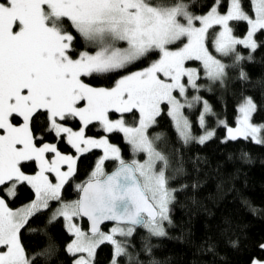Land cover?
Listing matches in <instances>:
<instances>
[{"label": "snow or ice", "instance_id": "obj_1", "mask_svg": "<svg viewBox=\"0 0 264 264\" xmlns=\"http://www.w3.org/2000/svg\"><path fill=\"white\" fill-rule=\"evenodd\" d=\"M244 2L227 0L226 12L222 13L225 0H212L205 14L193 15L183 0L172 4L161 0H0V190L13 198L17 187L26 183L35 196L16 210L0 197V264H34L44 255H28L21 243V230L48 209L51 201L60 204L48 223L63 217L66 230L75 237L65 249L79 254L73 264H95L97 248L105 242L113 246L111 264H118L119 258L129 253L128 241L116 237L130 238L138 226L151 236L166 235L164 222L171 224L174 193L188 186L169 187V160L156 144L162 137H150L149 129L156 125L162 105H166L184 143L196 139L204 144L214 135L207 131L193 137L191 124L182 112L201 100L196 95L189 101L187 89L199 92L203 87L198 83L199 70L186 67V62L199 61L204 77L221 83L230 68L242 61L254 62V53L264 46V41L255 38L264 32V0H249L248 10ZM233 21L247 23L243 38L234 35ZM214 26L220 30L211 47L221 57L232 58L231 64L209 50V32ZM80 40L89 50L78 51ZM238 46L248 54L243 55ZM157 54L147 67L121 76L110 88L92 87L83 80L127 69ZM238 78L247 81L248 73L241 68ZM176 91L184 103L173 94ZM256 107L251 97H245L235 128L219 121L227 128L226 140L250 138L264 145V124L251 123ZM203 108L201 127L206 114L211 113L206 100ZM113 113L120 117L111 119ZM125 114H138V122L129 125ZM13 116L22 118V123H13ZM69 119L80 122L78 131L66 126ZM93 122H98L105 133H122L132 152L144 153L147 158L143 162L125 161L120 148L106 137L86 136L85 128ZM37 133L66 137L76 156L62 154L55 143H40L43 136ZM97 148L103 149V155L89 178L75 185L79 199L63 202L62 189L76 173L77 160ZM108 160L117 162L110 174L104 169ZM32 162L38 170L34 175L26 174L23 169ZM65 165L66 171L62 170ZM48 174H54L55 183ZM74 217H87L90 231L86 233L74 224ZM105 221L115 222L108 233L100 230ZM233 246H238L237 242ZM260 247L264 249V245ZM251 264H264V260L254 258Z\"/></svg>", "mask_w": 264, "mask_h": 264}, {"label": "trees", "instance_id": "obj_2", "mask_svg": "<svg viewBox=\"0 0 264 264\" xmlns=\"http://www.w3.org/2000/svg\"><path fill=\"white\" fill-rule=\"evenodd\" d=\"M183 2L189 5L188 10L194 15L204 14L212 6V0ZM226 6L227 0L220 11H224ZM244 8H250L249 0H245ZM230 24L237 35H242L247 28L246 22L233 21ZM215 30L214 26L209 32V47ZM256 39L258 42L264 41V32L257 34ZM82 49L89 50L80 40L78 51ZM238 51L245 56L248 54L243 46H238ZM157 56L142 58L115 73L94 74L83 77V80L92 87L111 86L120 76L148 65ZM223 59L226 64L232 63L230 57ZM192 62L197 64V61ZM241 68L248 73L247 81L238 78ZM202 93L212 108V114L208 116L209 124L214 125L213 117L216 116L226 124H234L238 103L244 97H251L257 106L252 121L264 124V46L254 53V62L242 61L239 66L230 68L222 83L216 82ZM12 119L15 124L21 122L20 117L13 116ZM194 120L195 117L191 115L192 131L195 128ZM130 121H135V116L132 115ZM66 123L72 127L81 125L78 120L72 119ZM224 128L221 124L215 126L214 135L204 144L194 140L184 143L178 138L171 118L165 110L161 111L149 134L162 137L156 144L169 160L166 169V175L171 178L169 187H188L174 193L175 199L169 213L171 224L164 222L166 235L151 236L146 229L138 226L133 236L127 238V251L132 259H129V255L122 256L118 264H250L254 258H264V249L260 247L264 242V145H257L250 138L226 140L222 137ZM85 132L95 135L104 133L97 128V122L87 126ZM37 135L43 136L40 143L52 142L62 152H74L65 138H57L54 133ZM107 135L111 141L119 144L124 156L131 155L130 146L121 133ZM144 155L139 153L141 158ZM99 156L100 150L97 148L79 157L76 173L62 189L63 202L77 200L79 191L75 185L89 178ZM115 165V161H106L105 171ZM36 169L32 162L26 164L23 170L34 172ZM16 191L17 195L9 198L0 190L9 207H18L34 197L33 190L26 183L19 185ZM58 203L51 201L48 209L31 218L21 230V243L28 255L44 253L34 260V264H73V255L65 250L72 235L66 230L63 217L48 223ZM77 219L86 229V221L81 217ZM233 242H237L238 246L234 247ZM112 255V245L108 242L101 244L95 254V264H111Z\"/></svg>", "mask_w": 264, "mask_h": 264}, {"label": "rangeland", "instance_id": "obj_3", "mask_svg": "<svg viewBox=\"0 0 264 264\" xmlns=\"http://www.w3.org/2000/svg\"><path fill=\"white\" fill-rule=\"evenodd\" d=\"M161 2L166 3V4H172V3L177 2V0H175L174 2H172V1H170V0H168V1L161 0ZM226 9H227V6H226ZM226 9H225L224 11H221V12H222V13L226 12ZM204 14H205V13H204ZM193 15H194V14H193ZM200 15H203V14H200ZM250 15H253V18H254V14H253V13L250 12ZM182 22H183V19H182ZM194 23H195V25H196L197 27L200 26V25H199V21H194ZM230 26L232 27L231 24H230ZM215 27H216V30H215L214 34L211 36V41H212L214 35H215L217 32H219V30H220L219 26H215ZM247 30H248V26H247L245 32H244L242 35H237V34H235V33H234V35H235L237 38H243V37L246 35ZM255 38H256V37H255ZM185 42H186V40H185ZM120 46H125V45H120ZM177 46H182V45H180V43L177 42ZM85 50H86V49H82V50H80V51H85ZM209 50H210L211 52H213V54L216 55L217 58L222 59V61L224 62L223 57H221L219 54L215 53L211 46L209 47ZM157 58H158V56H157L155 59H157ZM155 59H153V60H155ZM153 60H152V61H153ZM152 61H151V62H152ZM151 62H150V63H151ZM150 63H149V64H150ZM149 64H148V65H149ZM148 65H146V66H144V67H142V68H140V69H137V70H135V71L141 70V69L147 67ZM186 67L197 68V69L199 70V72H200V77H201V78L198 80V83H199L200 85H203V87L200 88L199 92H197L196 90L191 89L190 87L187 89V99H188L189 101H191L192 97H193V96H196V95H199V96L201 97V100L198 101V102H195V103L193 104V107H191V108L185 107L184 109H182L183 114L188 118L189 122H191V115H193V116L195 117V120H194L195 128H194L193 131H192V129H191V134H192L193 137L198 138V137L204 135L207 131H213V132L215 133V126L220 125L219 121H222L223 119H222L221 117H218V116L213 117L214 125L209 124V123H208V116H210V115L212 114V108H211V113H210V114H206V116H205V125H204L203 127H201V125H200V123H199V117H200L201 112H203V110H204V108H203V101L206 100V101L208 102L209 106H210V103H209L208 99L203 95L202 91H203V90H209L210 87L212 86V84H214V83H216V82H220V81H210V80H208L206 77H204V75H203V70H202V67L200 66V62H199V61H197V64L193 63L192 61L186 62ZM131 72H134V71H131ZM128 73H129V72H128ZM128 73H126V74H124V75H127ZM122 76H123V75H122ZM120 77H121V76H120ZM120 77H119V78H120ZM119 78H118V79H119ZM183 79H184V82L186 83V82H187V78L185 77V78H183ZM114 84H115V82H114L111 86H107V87H105V88H110V87L114 86ZM173 94L177 97V99H179V100L181 101V103H184V97H181V96L179 95V92H178V91L174 92ZM244 98H245V97H244ZM244 98H243V99H244ZM243 99L238 103V106H237V116H236V121H237V118H238L239 115H240V114H239V111H238V108H239L240 104L243 102ZM210 107H211V106H210ZM162 110H165V112L168 113V108H167L166 105H162ZM119 117H120V114H119V113H113V114H111V116H110V118L113 119V120H114V119H117V118H119ZM131 118H132V115H131V114H125V115H124V119L127 121V123H128L129 125H133V126H134L135 123L138 122V114L135 116V121H130ZM170 118H171V117H170ZM171 120H172V119H171ZM236 121H235L234 124H231V125L227 124V126H228V127L235 128V127L237 126ZM20 123H22V118H21V122H20ZM172 123H173V121H172ZM251 123H253V124H255V125H259V123H256V122L252 121V118H251ZM190 124H191V123H190ZM66 126L71 127L74 131H78L79 128H80L82 125H80V126H78V127H72L71 125H69L68 123H66ZM97 128H100L101 130H103L102 127H101V125H100L98 122H97ZM103 132H104V131H103ZM107 134H108V133H105V132H104V133H102V134H100V135H95V134H87V133L85 132V135H86V136H89V137H92V138H95V139H100V138H102V137H106V138L109 140V143H111V144H113V145L119 147L118 144H117L116 142L110 140V138L108 137ZM121 134H122V133H121ZM149 135H150V137H154V136H155V134H149ZM122 136H123V134H122ZM226 136H227V128L225 127V128H224V131H223V135H222V137L225 139ZM123 139H124V137H123ZM65 140H66V137H65ZM124 140H125V139H124ZM193 140H194V141H197L196 139H193ZM43 143H52V142H43ZM129 146H130V145H129ZM98 149H99V148H98ZM73 150H74V149H73ZM99 150H100V156L97 158V160L103 155V149H99ZM59 151H60V150H59ZM130 151H131V155H130V156H124V155L122 154V152H121V155H122L123 159L128 160V161H131V160H133V159H137V160H140L141 162H143V160L147 158L146 154L144 155L145 157H142V158H141V157L139 156V153H133V152H132V149H131V146H130ZM61 153H62V154L73 155L74 157L76 156L75 150H74V152H62V151H61ZM143 154H144V153H143ZM49 159H51V155H49ZM97 160H96V162H97ZM116 163H117V162H116ZM95 164H96V163H95ZM94 168H95V165H94L93 169H94ZM93 169L91 170V172L93 171ZM104 169H105V168H104ZM37 170H38V169H36V171H37ZM62 170L66 171V170H67V166H66V165H65V166H62ZM36 171H34V172H26V171H25V173H26V174H29V175H34ZM91 172H90V174H91ZM48 175H49V179H50L53 183H55L56 181H55V176H54V174H48ZM0 197H3V198H4V196L1 195V193H0ZM34 198H35V196H34L30 201H28V202H26V203H24V204H22V205H20V206H18V207H13V208L10 207V208H12L13 210H16V209H18V208H21L22 206H24V205L30 203ZM4 199H5V198H4ZM59 204H60V202H59V203L53 208V210H52L53 212L59 207ZM77 218H78V217H74L72 222H73L74 224H76L77 226H79L83 231H85L86 233H88L86 229L82 228V226L80 225V221H79ZM63 220H64V219H63ZM64 224H65V221H64ZM65 226H66V225H65ZM114 226H115V223H109L104 229L102 228V229H100V230H101L102 232H104V233H108V232L110 231V229L113 228ZM71 235H72V234H71ZM74 238H75V237L72 235V238H71V240L68 242V244H69ZM116 239H118V240H127V238H125V237H120V236H117ZM262 245H264V242H263ZM112 249H113V246H112ZM72 255H73V254H72ZM78 255H79V254L73 255V261H74V259L78 258ZM85 255H86V254H85ZM112 256H113V255H112ZM260 260H264V258H263V259H260ZM250 264H251V263H250Z\"/></svg>", "mask_w": 264, "mask_h": 264}, {"label": "water", "instance_id": "obj_4", "mask_svg": "<svg viewBox=\"0 0 264 264\" xmlns=\"http://www.w3.org/2000/svg\"><path fill=\"white\" fill-rule=\"evenodd\" d=\"M126 161H128V160H126ZM128 162H130V161H128ZM115 167H116V165L112 168V169H110L109 171H107V173H111L112 171H114L115 170ZM79 196H80V192L78 193V199H79ZM81 218H83L85 221H86V229H87V231L89 232L90 231V227H91V222L87 219V217H81ZM107 223H115V222H112V221H105V222H103L101 225H100V229H101V227L104 225V224H107Z\"/></svg>", "mask_w": 264, "mask_h": 264}, {"label": "bare ground", "instance_id": "obj_5", "mask_svg": "<svg viewBox=\"0 0 264 264\" xmlns=\"http://www.w3.org/2000/svg\"><path fill=\"white\" fill-rule=\"evenodd\" d=\"M231 121V120H230ZM260 124V123H259ZM210 142V141H209ZM119 145V144H118Z\"/></svg>", "mask_w": 264, "mask_h": 264}]
</instances>
